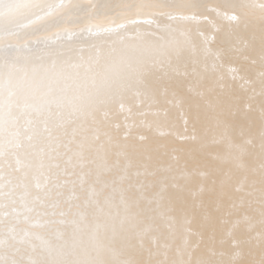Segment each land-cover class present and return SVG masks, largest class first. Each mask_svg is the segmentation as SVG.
Masks as SVG:
<instances>
[{"label":"snow or ice","instance_id":"snow-or-ice-1","mask_svg":"<svg viewBox=\"0 0 264 264\" xmlns=\"http://www.w3.org/2000/svg\"><path fill=\"white\" fill-rule=\"evenodd\" d=\"M0 264H264V0H0Z\"/></svg>","mask_w":264,"mask_h":264}]
</instances>
